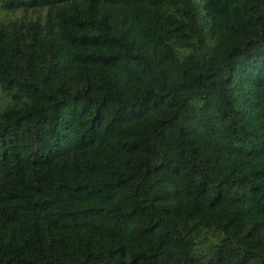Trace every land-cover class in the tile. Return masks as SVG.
Instances as JSON below:
<instances>
[{"label": "trees", "instance_id": "1", "mask_svg": "<svg viewBox=\"0 0 264 264\" xmlns=\"http://www.w3.org/2000/svg\"><path fill=\"white\" fill-rule=\"evenodd\" d=\"M0 9V264H264V0Z\"/></svg>", "mask_w": 264, "mask_h": 264}, {"label": "rangeland", "instance_id": "2", "mask_svg": "<svg viewBox=\"0 0 264 264\" xmlns=\"http://www.w3.org/2000/svg\"><path fill=\"white\" fill-rule=\"evenodd\" d=\"M46 13V11L43 13V15ZM35 16H37L38 14H34ZM5 19V13L0 9V24L1 21ZM5 92H3L0 88V108L5 105L8 101V96L6 94H4Z\"/></svg>", "mask_w": 264, "mask_h": 264}]
</instances>
